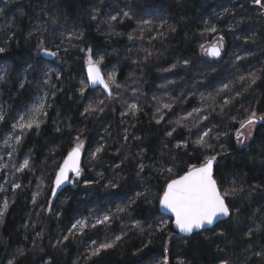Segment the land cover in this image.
<instances>
[{"label":"trees","instance_id":"obj_1","mask_svg":"<svg viewBox=\"0 0 264 264\" xmlns=\"http://www.w3.org/2000/svg\"><path fill=\"white\" fill-rule=\"evenodd\" d=\"M247 3L0 0V23L7 27L0 38V47L6 49L0 53V70H7L0 83V108L9 109L0 123V155L5 134L35 104L37 92L29 91L36 86L48 95L47 114L38 116L40 127L26 131L4 158L0 207L7 200L8 209L0 218V264H162L165 256L169 264H264V257L254 255L264 251V231H254L264 227V121L256 124L248 144L236 139L240 122L252 111L264 115V26ZM45 34L54 38L49 43L58 53L54 62L39 56ZM80 35L83 39L75 38ZM216 37H223L225 48L222 57L212 61L200 46ZM87 49L93 59L103 57L102 69L107 76L114 73L121 85H114L111 96L89 87L81 95V82L87 83ZM225 100L230 103L225 105ZM130 104L137 105L135 115H122ZM89 105L103 111L86 113ZM188 113L192 117L182 119ZM205 115L208 119L201 122ZM160 116L163 120L157 124ZM205 125L213 137L208 151L219 159L217 179L242 185L244 192L227 198L233 217L211 230L179 237L171 219L159 210L158 197L169 174L158 169L175 165V178L202 160L205 151L194 149L191 142ZM174 127L176 132L168 137L166 131ZM77 136L86 142L81 176L51 202L58 165ZM185 141L188 149L176 147ZM100 146L103 151L91 159L90 153ZM25 159L29 167L17 171ZM140 163L145 169L138 176ZM14 183L21 187L14 189ZM137 191L146 197L117 213ZM109 212L115 214L110 225L91 227ZM81 219L88 221L84 234L76 230L70 235L71 225ZM137 221L143 231L133 227ZM161 224L166 225L162 231ZM118 235L122 239L112 249L90 256L93 248Z\"/></svg>","mask_w":264,"mask_h":264},{"label":"snow or ice","instance_id":"obj_2","mask_svg":"<svg viewBox=\"0 0 264 264\" xmlns=\"http://www.w3.org/2000/svg\"><path fill=\"white\" fill-rule=\"evenodd\" d=\"M253 4L256 5L260 9H264V0H253ZM264 15V13H261ZM124 16L130 17L128 12L123 13ZM93 19H96L93 16ZM110 19L115 21L117 19L116 16H111ZM52 23H56L53 19ZM146 24L151 23V21H145ZM211 32H216V28L212 27L210 29ZM72 37H69L71 39ZM76 39H83V36H77ZM129 39H132L129 36ZM221 43L217 45H213L209 48H206L203 44H201V51L204 55L211 56V57H220L221 49H222V41L223 37H220ZM6 49L4 47H0V53H4ZM41 51H43L44 55L56 57L58 55L57 52L52 51L47 48L41 47ZM66 51V49H65ZM83 51V49H82ZM89 55L87 59V83H82V87L80 89L81 95L87 90L88 87H95L96 85H102L104 90L108 92L109 96L112 95V85H115L116 88H120L121 85L116 83L115 81V74L111 73L108 74L107 80L101 73L99 65L103 61V57L99 59H93L92 50L87 49ZM187 63V61H185ZM3 71H7L6 69ZM46 76L49 73H45ZM241 79H245L241 77ZM257 77L255 73L252 74V83H255ZM5 80L4 75H0V83H3ZM45 84L48 83V80L44 81ZM21 87L23 85L21 84ZM227 87V86H225ZM239 95V94H238ZM38 103L34 104L29 112L22 114L19 116L16 123L12 124V129L14 131H19L21 134L17 136V143H20L22 140L23 134L26 131H30L33 127L39 128L40 127V120L38 119L39 115H46L47 113L44 111V97H38ZM104 102L101 100L100 104ZM230 103L229 100H225L224 104L228 105ZM165 108L171 110L170 104H165ZM103 111L102 108L93 107L89 105L86 109V113L96 112V111ZM137 111L136 104L128 105V112L122 113V115H128L131 113L135 115ZM159 111V109H158ZM197 114L199 110H196ZM193 113H188L187 116L183 117L182 119L187 120L192 117ZM208 116L205 115L202 117L201 122L203 120H207ZM5 117L0 115V123H3ZM163 120V116H160L159 119L156 120V123L159 124ZM258 121H264V115L257 116L255 111H252L251 114L247 117L246 121L240 122V129L236 131V139L239 144L243 143V140L249 138L250 131L248 136L245 135L243 132L244 128H248L250 126H255ZM180 127H184L183 124H180V121L176 122ZM176 128H172L171 130L166 131V135L168 137H172L173 133L176 132ZM57 131H60L57 128ZM212 129L205 125L204 129H201L200 132L197 133V138L195 141H192V145L195 148L203 149L205 151V155L203 159L200 160L198 158V163H190L183 169V174L179 175L175 178L172 177L173 169L175 165L172 167H163L159 168L158 171L163 173H168V178L166 179V183L163 187L162 194L158 197L159 205L162 209L170 212L172 217H174V225L175 228L178 230L180 234H184L185 236H191L194 231H199L204 229L206 226H212L218 220V218H231L234 215L233 209L229 207L228 197H235L240 195L244 192V188L242 185H237L233 182L231 185L226 184L225 180L221 178L220 180L217 179L216 173H214V165L217 164L218 157L216 154L210 153L208 150L213 148L211 144L212 140ZM218 138V136H217ZM125 141H127L128 137L125 135ZM139 139V137H136ZM76 143L75 146L68 152L67 157L64 159L61 165H58V171L55 173L54 179V187L52 189L51 195H56V189H59L65 183H73V178L69 176V173H73L76 179H79L81 176L82 168H81V154L84 149V142L80 139L79 136L75 138ZM7 143V141H5ZM177 148H189V143L187 141L183 143H177ZM103 151V146L97 147L94 152L90 153L91 159H96L98 154ZM29 167L28 159H25L23 164L17 168V171H24V169ZM119 167V165H117ZM145 169V165L143 163L139 164V172L137 175L139 176L140 173H143ZM113 188L116 187L115 184L111 185ZM21 185L19 183H14L13 188L19 189ZM0 191H4L2 187H0ZM141 196L146 197V192L137 191L135 197L129 200L128 204L123 207H117V213H125L131 207L132 204L136 203V199L140 198ZM33 203H35V197L33 198ZM8 209V202L5 200L3 202L2 207H0V218H2L5 212ZM236 213L239 212V209L235 210ZM115 214L113 213H106L103 215L102 218L98 217L96 222L91 225L92 228H96L98 225H110L111 221L114 219ZM88 227V221L85 219L77 220L74 224L71 225L69 230V234L71 235L76 230H81V235H83V229ZM133 227L139 228L141 231L144 229L140 225L139 221H137ZM166 225L161 224L160 230L162 231ZM252 231H248V237L251 238ZM254 231L260 232L264 231V227H257ZM219 235H224L223 232L219 233ZM67 240L68 237L65 236L63 238ZM122 239V236H116L115 240L112 242H104L99 244L98 247L92 249L90 256H99L101 252L107 251L112 249L118 241ZM95 244V240L92 241ZM167 251V249H165ZM21 254H23L21 252ZM257 257H264V251H257L254 253ZM162 264H169V260L167 256L164 257ZM181 264L183 262L181 261ZM221 264H227L226 260H222Z\"/></svg>","mask_w":264,"mask_h":264},{"label":"rangeland","instance_id":"obj_3","mask_svg":"<svg viewBox=\"0 0 264 264\" xmlns=\"http://www.w3.org/2000/svg\"><path fill=\"white\" fill-rule=\"evenodd\" d=\"M3 1L8 2L10 0H3ZM58 28H59V26H58ZM6 32H7L6 25L3 22H1L0 23V38H4L6 36ZM115 36L117 38H120V39L122 38V35H120V36L119 35H115ZM44 37H45L44 38V43H43V45H41L39 47V52L41 51V47L52 50L51 48H49L50 47L49 43H53V41H54L53 36L45 34ZM46 43H48V45ZM219 43H221L220 42V39H219V37L218 38L216 37L211 43H209L206 46V48H209V47H211L213 45H217ZM224 48L225 47L223 46V49ZM52 51H54V50H52ZM88 55L85 57V66H84V68L87 66ZM99 67H100V69H101V71H102L105 79L107 80V75L104 72V70L102 69L101 65H99ZM47 71H50V69L48 68ZM2 73H3V71L0 70V75H2ZM85 77H86V75H85ZM86 82H87V79H86ZM111 87H112V90H113L114 85H112ZM35 88H36V90H35ZM33 90L34 91H31V92L29 91V94L32 93L34 95V93L36 94V92H37V97H36V100H35V104L38 103V99H37L38 97H44L43 103H44V107H45V103H46V100H47V97H48L46 91L43 90V89H39L38 90V88L36 86L33 87ZM97 91H100V90H97ZM100 92H102V91H100ZM31 108H29V110L27 112H29ZM7 113H9V109H7V108L6 109H3V106H2L0 108V115H3L5 117L6 116L5 114H7ZM255 128H256V125L255 126H250L248 128H244L243 129V132L245 133L246 136H248L249 131H250V136H249V138L244 139L242 144L246 145V144L249 143V141L252 139V136H253V133H254ZM20 135L21 134L19 133L18 130L17 131H14L13 129L10 130L7 134H5V136H4L5 139H4V141L2 142V145H1L0 173H1L2 167L4 166V162H5V159L4 158H5V155H6L7 158L10 157V153L12 152V147H15L17 144H19V143H17V139L16 138H17V136H20ZM5 141H7V143H5ZM82 141L84 142V149H83V152H84L85 151V147H86V142L84 140H82ZM2 205H1V207H2Z\"/></svg>","mask_w":264,"mask_h":264},{"label":"water","instance_id":"obj_4","mask_svg":"<svg viewBox=\"0 0 264 264\" xmlns=\"http://www.w3.org/2000/svg\"><path fill=\"white\" fill-rule=\"evenodd\" d=\"M39 56H40V58H42L43 60H45V61H48V62H54L55 61V58L56 57H51V56H47V55H44V53H43V51H40L39 52ZM209 57V59H211L212 61H217L218 59H220L221 57H222V51H221V54H220V57H211V56H208ZM101 70V69H100ZM101 73H102V71H101ZM85 75H86V79H87V66L85 67ZM102 75H103V73H102ZM104 76V75H103ZM105 78V77H104ZM88 82V81H87ZM89 90H91V91H97V90H100V91H102L103 93H105L107 96H109V94H108V92H106L105 90H104V88H103V86L102 85H96L95 87H89ZM262 121H258V123H261ZM67 157V156H66ZM83 158V151H82V154H81V168H82V159ZM64 161V160H63ZM219 161V159L217 160V162ZM63 163V162H62ZM61 163V164H62ZM214 167H215V165H214ZM58 171V170H57ZM69 176L70 177H72V178H74V174L73 173H69ZM54 179H55V177H54ZM70 185H71V183H65V184H63L59 189H56V195L55 196H52L51 195V202H54V201H56L58 198H59V196L61 195V194H63V192L65 191V190H67L69 187H70ZM53 187H54V180H53ZM53 187H52V189H53ZM52 192V191H51ZM159 210H160V213L161 214H163L164 216H166V217H168V218H170L171 219V221H172V228H173V231L175 232V234L177 235V236H179V237H191L192 235H195V234H198V233H201V232H204V231H208V230H211V229H213L215 226H217L219 223H221V222H224V221H226V220H228L229 218H224V217H221V218H218V220L214 223V225H212V226H206L204 229H201V230H199V231H194V233L191 235V236H185L184 234H180L179 232H178V230L175 228V225H174V217H172V214L170 213V212H167L166 210H164V209H162L161 207H160V205H159Z\"/></svg>","mask_w":264,"mask_h":264},{"label":"flooded vegetation","instance_id":"obj_5","mask_svg":"<svg viewBox=\"0 0 264 264\" xmlns=\"http://www.w3.org/2000/svg\"><path fill=\"white\" fill-rule=\"evenodd\" d=\"M247 6L249 8V10H251V12L255 15L256 17V20H259L261 21V24H263L264 26V15H262L261 13H264V9H260L258 8L256 5L253 4V0H248V3H247ZM255 20V21H256ZM264 33V32H263ZM221 42V41H220ZM223 45V44H222ZM224 46V45H223ZM223 46H222V55H223V52H224V49H223ZM209 58V57H208Z\"/></svg>","mask_w":264,"mask_h":264},{"label":"bare ground","instance_id":"obj_6","mask_svg":"<svg viewBox=\"0 0 264 264\" xmlns=\"http://www.w3.org/2000/svg\"><path fill=\"white\" fill-rule=\"evenodd\" d=\"M262 122H263V121H262ZM262 122H261V123H262ZM261 123H257V124H261ZM83 154H84V152H83ZM83 156H84V155H83ZM82 159H83V158H82ZM82 161H83V160H82Z\"/></svg>","mask_w":264,"mask_h":264}]
</instances>
